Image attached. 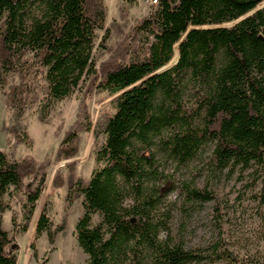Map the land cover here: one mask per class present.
Returning <instances> with one entry per match:
<instances>
[{"label": "trees", "instance_id": "16d2710c", "mask_svg": "<svg viewBox=\"0 0 264 264\" xmlns=\"http://www.w3.org/2000/svg\"><path fill=\"white\" fill-rule=\"evenodd\" d=\"M106 16L104 0H0V84L12 72L21 78L6 93L15 110L9 129L16 142H28L24 109L36 104L44 122L56 102L80 88L54 159L76 154L80 135L93 127L96 138L103 136L97 164L84 178L68 162L66 175L58 171L52 185L66 184V206L75 199L83 205L75 234L86 264L199 261L204 255L186 248L181 237L161 235L169 218L158 205L163 164H187L209 150L213 171L255 166L264 184V0H157L133 26L131 40L112 48ZM95 48L109 51L98 66ZM177 54L175 63L157 71ZM101 92L119 93L110 100L112 111L101 112L93 126L90 101ZM50 163V157L39 161L0 149V264L17 261L6 251L12 237L3 224L10 197L23 190L25 231ZM182 187L188 200L213 197L205 187ZM47 212L43 207L36 234L45 231L54 243L66 219L53 227ZM236 262L223 249L209 264Z\"/></svg>", "mask_w": 264, "mask_h": 264}, {"label": "rangeland", "instance_id": "374dc122", "mask_svg": "<svg viewBox=\"0 0 264 264\" xmlns=\"http://www.w3.org/2000/svg\"><path fill=\"white\" fill-rule=\"evenodd\" d=\"M107 5L105 24L109 26L108 47L118 43H128L131 30L143 16L152 12L154 5L148 0H104ZM104 30H97L96 45ZM177 48V47H176ZM99 62L109 51L94 49ZM177 55L168 64H173ZM21 80L17 72L9 73L6 82L0 84V149L9 156H33L37 160L50 157L52 163L47 167V180L37 200V205L28 228L20 230L22 189L10 197L11 208L3 214V224L12 237L6 246L8 253H16V264H86V254L79 246L75 224L83 213L80 199L66 206L64 195L66 184L52 185L55 174L60 171L66 175L65 165L73 163L76 175L88 178L96 166L95 149L102 143L103 136L96 138L93 127L80 135L79 150L73 156L54 159L56 148L64 131L72 123L82 95L80 88L65 96L52 107L47 120L38 117L36 104L27 107L22 114L29 135L28 142H16L9 127L14 123L15 110L6 101L10 86ZM84 87V86H83ZM113 95L106 92L94 93L90 109L93 126L101 112H111L110 100ZM7 127L8 129H5ZM206 150L201 158L187 164H176L169 160L163 164L164 179L161 182L158 205L169 211L168 229L161 231L182 238L186 248L198 251L204 258L187 264H209L211 258L218 259L223 249H228L237 258L236 264H259L264 257V184L263 173L252 166L243 171L215 172L207 163ZM30 177L25 178V181ZM188 182L197 188H207L213 197L208 200L186 199L183 184ZM46 207L53 227L66 219L63 231L56 233L54 243H50L44 231L36 234L39 214ZM12 215H16L15 223ZM97 215L93 216L96 219ZM34 251L36 254L34 255Z\"/></svg>", "mask_w": 264, "mask_h": 264}, {"label": "water", "instance_id": "95a60500", "mask_svg": "<svg viewBox=\"0 0 264 264\" xmlns=\"http://www.w3.org/2000/svg\"><path fill=\"white\" fill-rule=\"evenodd\" d=\"M257 8V7H256ZM254 10V9H253ZM251 11H249L248 13H250ZM248 13H246V14H248ZM245 14V15H246ZM244 16V15H243ZM243 16H240L239 18H237L236 20H234L233 22H236V21H238L239 19H241ZM233 22H230V23H228V24H231V23H233ZM178 52V51H177ZM177 58H178V54H177ZM176 61H177V59H176ZM175 61V62H176ZM174 62V63H175ZM172 65V64H171ZM171 65H168V64H166V65H164V66H162V67H160L159 69H157V71H160V70H163V69H165V68H167V67H169V66H171ZM119 93V92H118ZM118 93H116V94H118ZM116 94H114L112 97H114Z\"/></svg>", "mask_w": 264, "mask_h": 264}, {"label": "built area", "instance_id": "2783aa9c", "mask_svg": "<svg viewBox=\"0 0 264 264\" xmlns=\"http://www.w3.org/2000/svg\"><path fill=\"white\" fill-rule=\"evenodd\" d=\"M148 2L154 6L157 4V0H148Z\"/></svg>", "mask_w": 264, "mask_h": 264}]
</instances>
